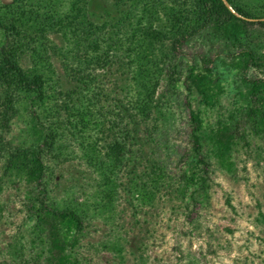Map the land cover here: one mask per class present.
Returning a JSON list of instances; mask_svg holds the SVG:
<instances>
[{
    "label": "trees",
    "instance_id": "obj_1",
    "mask_svg": "<svg viewBox=\"0 0 264 264\" xmlns=\"http://www.w3.org/2000/svg\"><path fill=\"white\" fill-rule=\"evenodd\" d=\"M100 1L0 0V195L8 181L24 185L31 223L10 246L16 264H90L83 238L93 220L113 219L120 190L136 211L164 193L196 207L212 161L231 172L236 148L264 139V0H110L98 15ZM220 64L245 90L208 124L193 101L221 108ZM181 107L192 153L171 174L153 146ZM21 118L28 145L7 138ZM66 172L72 187L57 198L50 187ZM123 242L100 247L124 262Z\"/></svg>",
    "mask_w": 264,
    "mask_h": 264
},
{
    "label": "rangeland",
    "instance_id": "obj_2",
    "mask_svg": "<svg viewBox=\"0 0 264 264\" xmlns=\"http://www.w3.org/2000/svg\"><path fill=\"white\" fill-rule=\"evenodd\" d=\"M107 2L110 0L96 2L93 12L103 13L110 5ZM57 66L60 68L59 63ZM219 66V78L226 89L221 108L206 110L198 101H193L194 108L204 113L208 124H215L233 110L242 101L241 92L245 90L235 70L223 64ZM182 92L179 101L183 104L186 91ZM181 108L171 128L157 134L158 144L153 146L171 174L179 172L183 153H192L188 113ZM7 138L14 145L30 144L24 118L17 120ZM249 141V146L242 144L233 153V171L228 172L212 161L208 195L196 207L188 196L186 203L190 204V210L180 196L164 193L153 206H143L136 211L120 190L121 199L116 204L113 219L97 218L88 227L82 241V257L90 264H264V139L251 137ZM148 152L151 153V149ZM94 178L79 180L75 189L78 198L83 199L84 193L91 192L86 189L78 195L77 190L81 186L91 188ZM68 179L67 172L56 174L55 185L50 187L52 195L63 198L64 190L72 187ZM8 182L0 195L5 210V217L0 221V264L17 263L10 246L21 235H27L31 226L24 213V185ZM117 237L124 238V262L100 247ZM138 247L142 250V259H138V253V256L131 254Z\"/></svg>",
    "mask_w": 264,
    "mask_h": 264
}]
</instances>
